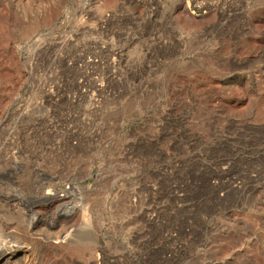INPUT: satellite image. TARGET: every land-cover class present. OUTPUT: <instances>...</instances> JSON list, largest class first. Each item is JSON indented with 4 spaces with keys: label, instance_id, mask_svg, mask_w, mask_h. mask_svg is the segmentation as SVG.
Instances as JSON below:
<instances>
[{
    "label": "rangeland",
    "instance_id": "obj_1",
    "mask_svg": "<svg viewBox=\"0 0 264 264\" xmlns=\"http://www.w3.org/2000/svg\"><path fill=\"white\" fill-rule=\"evenodd\" d=\"M88 2L0 0V142L33 123L20 114L51 95L44 86L55 78L50 66L60 78L54 93L77 92L70 74L81 80L82 72L66 62L83 61L96 44L115 53L112 66L125 64L120 50L140 67L154 64L153 88L104 90L107 103L96 116L75 121L73 114L70 127L57 126L51 137L39 121L41 148L26 146V167L55 173L16 180L8 173L0 246L28 245L13 260L25 264H264V183L250 200L226 201L218 194L228 185L213 187L204 175L211 163L264 154V0ZM159 39L178 53H165ZM79 107L88 118V106ZM10 140L12 155L21 145ZM54 175L57 185L32 187L38 176ZM71 186L75 200L49 203L42 195ZM70 201L83 209L61 210ZM15 212L51 220L37 221L30 233Z\"/></svg>",
    "mask_w": 264,
    "mask_h": 264
},
{
    "label": "built area",
    "instance_id": "obj_2",
    "mask_svg": "<svg viewBox=\"0 0 264 264\" xmlns=\"http://www.w3.org/2000/svg\"><path fill=\"white\" fill-rule=\"evenodd\" d=\"M92 1V0H91ZM88 4V3H87ZM86 4V5H87ZM91 4V2H90ZM229 5H232L231 2L228 3ZM88 6V5H87ZM87 6L85 8H87ZM204 5H201L203 7ZM89 7V6H88ZM165 32L169 31L165 27ZM227 36V35H226ZM161 40V39H159ZM203 41V40H201ZM158 45H161V49L165 53H178L177 50L171 52V46L169 42L166 41H160ZM110 52V51H109ZM116 52V51H115ZM120 58L124 59L125 64L119 63L118 66L115 64L112 66L110 63L112 55L115 56V53H109V58L107 60L101 61L98 58H96L92 51H86L83 53V61H76L72 63L70 60H67L69 62H66L68 67L71 69H75L76 71H79V69L82 72V75L80 78H83L81 80H78V78H74L73 75L70 74L73 78L74 83H78L77 92L74 91H65L62 93H54L53 87L57 86L59 90V73L58 70L55 71L53 66L49 67V73L53 77L55 75V78L52 82L48 84H44L46 87V92H48L50 89H52V93L50 96H44L42 98H38L37 102H34L33 109H30L28 111V114L23 115L21 112V116L30 117L31 120H33V123L31 126H29V129L24 130L21 129L20 133L18 132H7V135L11 138H18V142L20 143V149L17 152H14L12 155L10 154V143L9 141L2 140L0 144H2V148L0 150V154L2 156V162L3 165L0 167V201L8 200L9 198L6 196V189L9 188V178L11 179V175H8L6 173V170L11 168L14 171L13 178L16 180L18 179L17 176L21 175L19 171H17L16 168H22L26 167V161H25V153H26V146L28 145L29 148L32 150V152L39 147L41 148V143L39 141L40 135L43 134L40 130L41 123L39 122L41 119L46 120L48 123L49 129H46V133L49 132V135L51 137L54 128L57 126L60 127H66L67 125L70 127V125L75 121H78L82 119L89 120L90 117L96 116L98 110L100 111V108L104 106L107 103V96L103 94L104 90H113L115 88H125L126 86L131 89H139V90H147L148 88L151 90L153 88V79L150 74H153L155 71L154 64L150 65L148 69H145L144 67H140L139 63H136V61H130L128 57L124 56V53H119L117 51ZM230 60V59H229ZM115 63L116 61H112ZM78 63H83L82 65H78ZM107 69H112L108 72H106ZM148 74L145 77H138L136 74L145 73ZM91 74V76H89ZM108 74L109 76H106ZM134 75V76H133ZM52 79V78H51ZM56 79V80H55ZM68 83L70 82L69 79L66 80ZM106 83L116 84L115 87L106 86ZM75 87V88H76ZM113 88V89H112ZM97 92V93H96ZM128 99V98H127ZM115 104V102H114ZM86 105L88 106V114L89 117L86 118V114L83 113L80 110L79 106ZM64 106V107H63ZM71 107L72 110H66L67 107ZM53 108V109H52ZM74 114V118L73 115ZM100 115V112H99ZM99 115L97 117V121L99 118ZM64 118V119H61ZM67 117L70 119H67ZM72 117V118H71ZM88 125V124H86ZM89 126V125H88ZM78 128L76 125L73 128V132L69 137H74V134H76L75 129ZM92 128V126H90ZM79 134V133H78ZM80 137V135H79ZM255 138L254 136H252ZM23 141H21V140ZM27 140V141H26ZM253 141V140H252ZM249 141V142H252ZM14 143V141H12ZM27 143V144H26ZM49 143V142H48ZM46 143V144H48ZM54 144H58L59 142H53ZM72 143V141L70 142ZM227 152H231L230 149L226 150ZM240 151V150H239ZM242 151V150H241ZM232 153L239 155L240 153H237L236 151ZM250 153H241V157H237L235 159H225L223 162L225 163L226 168H223L221 166L222 162H215L208 165L210 169H208L204 175L208 177L205 178L208 180V184L210 183L213 187H218V183L221 180L222 186L228 185L229 190L225 193L218 194L220 198H224V200L228 201L230 196H233L237 202L250 200L251 196L256 194L257 187L259 185L264 183V154L259 155L257 158L248 156ZM17 157H20L17 159ZM10 164H7V163ZM35 164L39 165L40 163L37 162V159L34 161ZM222 168V169H221ZM230 168V169H228ZM19 172V173H18ZM218 173V174H217ZM203 179L202 174L199 172L196 176V184L198 181ZM213 179H216L213 181ZM198 185V184H197ZM200 185V184H199ZM230 195V196H229ZM264 196V193L260 192V197Z\"/></svg>",
    "mask_w": 264,
    "mask_h": 264
},
{
    "label": "bare ground",
    "instance_id": "obj_3",
    "mask_svg": "<svg viewBox=\"0 0 264 264\" xmlns=\"http://www.w3.org/2000/svg\"><path fill=\"white\" fill-rule=\"evenodd\" d=\"M90 2H91V0H89V2H88V6H90L91 4H90ZM234 2V1H233ZM259 14V13H258ZM124 51L123 50H120L119 51V53H123ZM92 54L96 57V58H98L99 60H101V61H104V60H107L108 58H109V49L107 48V46L106 45H103V44H96L95 45V47H94V49L92 50ZM239 62V61H238ZM237 62V63H238ZM236 77V76H235ZM235 77L234 78H230V80L228 81L229 82V85H230V87H232L235 83H236V79H235ZM240 80V79H239ZM235 82V83H234ZM249 82V81H248ZM261 82V81H260ZM238 83V82H237ZM243 85H245V83L243 84ZM247 86H250V85H248L247 84ZM246 86V87H247ZM248 88V87H247ZM249 89V88H248ZM245 90V89H244ZM42 167V166H41ZM41 167H38V168H36V169H30V168H24L23 170H21L22 168H16L17 169V171H21L20 173L21 174H23L24 176H29L30 174H36V173H38V174H40V173H52V172H50L47 168H41ZM46 167V166H45ZM47 169V170H46ZM54 169V168H53ZM52 168H51V171L53 170ZM8 171L9 170H12L11 168H9V169H7ZM6 170V171H7ZM56 170V169H55ZM66 170V169H65ZM67 170H69V169H67ZM78 170V169H77ZM6 172L7 174L8 173H11V172H13V171H16V170H12V171H9V172ZM57 171H58V169H57ZM71 171V170H70ZM84 171V170H83ZM55 173V172H54ZM54 173H52V174H54ZM43 174H41V175H43ZM49 174H47V175H49ZM52 174H51V176H52ZM79 174V173H78ZM9 175V174H8ZM11 175V174H10ZM40 175V176H41ZM46 175V174H45ZM40 176H38V178L37 179H35L34 181H33V184H32V187L34 188L35 187V185L36 186H38L39 188H40V186H43V184L45 185V184H53V185H57L58 183H60V178L61 177H59V176H55L54 175V177H51V178H49V176L48 177H45V176H43L42 178L40 177ZM13 177V176H12ZM40 177V178H39ZM73 178V177H72ZM71 179V178H70ZM10 180V179H9ZM10 182H13V181H10ZM26 179H24V181H23V184L24 185H21V186H23L25 189H27L26 188ZM28 184H29V182H28ZM59 187H57L56 189H51V190H49V191H47V192H43L42 193V195H44L43 197H45V199L47 200V202H49L50 203V201H52L53 199H55V198H57L58 199V197H60V198H62V197H64V196H71L70 197V199H74V196L77 194H75L74 192H77V189L75 188V187H73L72 188V186H71V188H70V190L69 189H67V190H64V191H62V190H60V189H58ZM73 189H75V190H73ZM74 195V196H73ZM69 199V200H70ZM14 200V199H13ZM24 200H29L28 198L26 199H24ZM75 200V199H74ZM11 201V200H10ZM64 201H66V200H64ZM17 202V201H16ZM30 202V201H29ZM62 202V201H61ZM69 202V201H68ZM80 202V201H79ZM14 204H15V202H13ZM19 203V202H18ZM73 203H74V201H70V203H62V208H61V210L62 209H65V210H67V209H69L68 210V213H72L73 212V210L74 209H76V208H81V209H83V206L82 205H80L79 206V204H77V202H76V204L78 205V206H75V205H73ZM11 205V204H10ZM24 205V204H23ZM17 206V205H16ZM59 206V205H58ZM10 207V206H9ZM16 208V207H15ZM17 209V208H16ZM19 210H21V209H19ZM17 212H19L18 210H17ZM16 213V212H15ZM17 214V213H16ZM22 213L20 212V213H18L17 215L18 216H20L23 220V222H25L27 225H28V227H27V225H26V228H28L27 230L28 231H30V233H32V229H33V226H34V224L37 222V221H44L45 219L49 222L50 220H51V218L49 217L50 215H46V216H43V215H40V214H33V215H27V214H22ZM63 214V213H62ZM84 216H85V212H84ZM168 217V216H167ZM47 221H45V222H47ZM62 223V222H61ZM86 224H88V223H86ZM63 225V224H62ZM167 225V224H166ZM64 227V226H63ZM68 227H70V226H68ZM83 227V226H82ZM86 227V226H85ZM84 227V228H85ZM90 226H88V228H89ZM87 228V229H88ZM37 230V229H36ZM82 231V230H81ZM35 231H33V233H34ZM153 232H154V230H153ZM161 233V232H160ZM26 234H28V233H26ZM35 234V233H34ZM95 234V233H94ZM31 235V234H30ZM139 236V235H138ZM30 237V236H29ZM132 238V237H131ZM140 238V237H139ZM51 239V238H50ZM28 246V245H27ZM25 244H18V245H15V246H12V247H1L0 246V264H25L26 262V260L24 259V260H22L21 262L20 261H18V262H13V260H15L17 257H20V256H22V255H25L26 253H28L29 252V249H28V247H27ZM93 257H94V254H93ZM93 257H92V259H93ZM104 257V256H103ZM124 257V256H123ZM167 257V256H166ZM24 258V257H23ZM126 258V257H125ZM36 259H37V257H36ZM97 259V258H96ZM115 259V258H114ZM117 259V258H116ZM30 260V259H29ZM35 260V259H34ZM111 260V259H110ZM126 260V259H125ZM105 261V260H104ZM117 261V260H116ZM20 262V263H19ZM34 262H36V261H34ZM91 264V263H90ZM93 264H94V262H93ZM105 264V263H104Z\"/></svg>",
    "mask_w": 264,
    "mask_h": 264
}]
</instances>
